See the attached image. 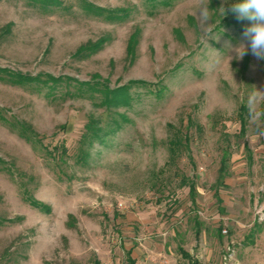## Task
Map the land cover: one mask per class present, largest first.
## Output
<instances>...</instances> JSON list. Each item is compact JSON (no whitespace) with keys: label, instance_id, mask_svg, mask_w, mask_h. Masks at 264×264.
<instances>
[{"label":"rangeland","instance_id":"1","mask_svg":"<svg viewBox=\"0 0 264 264\" xmlns=\"http://www.w3.org/2000/svg\"><path fill=\"white\" fill-rule=\"evenodd\" d=\"M58 1H0V68L38 80H0L2 114L37 134L28 142L0 120V264H125L128 250L136 264H187L182 245L200 264H226L231 251L236 264H264V244H246L264 224V60L223 23L227 0ZM86 2L127 15L108 20ZM47 75L60 79L51 92ZM105 89H125L129 104L105 105ZM91 117L103 142L79 164ZM175 133L189 148L173 160Z\"/></svg>","mask_w":264,"mask_h":264},{"label":"trees","instance_id":"2","mask_svg":"<svg viewBox=\"0 0 264 264\" xmlns=\"http://www.w3.org/2000/svg\"><path fill=\"white\" fill-rule=\"evenodd\" d=\"M31 1L32 2L37 1L43 5H56V4L60 3V1H58V0H31ZM231 2H232V0H227L224 8L225 9L229 8ZM84 7L88 12L94 13L96 16L107 14L106 19H108V20L121 19V16L127 15L126 13H123V15L118 16V15H116V12L108 11L107 9L95 6V5L90 4L88 2L85 3ZM223 23L226 25L235 27L242 35H244L245 29L251 25V22L249 20L239 19L235 13H232L230 11L224 15ZM102 43L103 42L101 40L98 43H95L94 45L92 44V46H90V45L89 46H82L78 50L77 55H80L81 53H83L85 51H90V52L95 51L96 52L99 49H101V47L103 46ZM133 53H134V46L131 44L129 49H128L129 57L132 56ZM47 76L50 79H48V81L47 80L43 81V84L45 85L46 89H49V91L51 92L54 89H56V87H57L56 84L59 83L60 79L53 78L49 75H47ZM0 80L8 81V82H14L15 84H18V85L31 84L34 82H38L37 78L30 79L28 77H25L21 73H15V72H13L9 69H6V68H0ZM76 82H78V81H76ZM39 83H41V82L39 81ZM82 84L85 85L86 83L78 82V86L82 85ZM86 85L91 87V86H97L98 83L93 84V85L90 83H87ZM78 90L82 91L83 89H81V87H79ZM96 90H99V89H96ZM124 90L125 89H116V90L105 89L104 91H101L105 96V101H104L105 105H107L109 107H119L121 105H128L131 98H130L129 93L127 91H124ZM90 91H92V90H90ZM2 111L3 110L0 109V120L1 121L6 123L7 125H9L13 131H16L22 139H24L28 142H31V143L36 142L35 137H37V134L35 133L32 125H29L25 122L11 121L10 119H8L7 117H5L2 114ZM121 119L126 120L125 117H123V116L121 117ZM240 119H241L240 121H241V124H242L243 129H244L245 122L242 120V118H240ZM97 123H99V121H96L93 117H91L89 119L88 123L86 124V127H85L86 130H85V133L83 134L82 139L80 140L78 154H76V161L79 164H85L84 162H86L87 158H89L91 155L89 153V151H86L84 149L85 145L91 146L93 144L94 140H97L101 143L103 142V139H102L103 138L102 137L103 131H100V129L97 128ZM113 125L115 128V129H113V131H116V132L118 130H120L122 127V123L119 122L118 120H113L111 126H113ZM63 128L66 131L65 125ZM188 145H189V138L187 135L182 136L181 133H175L169 141V150H170L171 158H173V160H174L176 154L181 153V148L183 147V148H186V150H187L189 148ZM64 148L65 147L62 148L63 152H65ZM224 170H225V167L223 164V166L221 167V171H224ZM190 190L192 192L194 191V184L190 185ZM23 195H24V197H23L24 201L27 202L33 209H36L42 213H47V214L51 213V207L49 205H46V204L36 200L28 190L23 191ZM181 254H182L184 259L188 260L189 264H199L187 252L182 250ZM128 264H135V262L130 260Z\"/></svg>","mask_w":264,"mask_h":264},{"label":"clouds","instance_id":"3","mask_svg":"<svg viewBox=\"0 0 264 264\" xmlns=\"http://www.w3.org/2000/svg\"><path fill=\"white\" fill-rule=\"evenodd\" d=\"M221 8L224 15L230 11L235 13L239 19H247L251 22V25L245 29L244 36L249 41L252 55L264 60V0H232L229 8ZM200 10V19L206 23L210 18L208 5L202 4ZM240 49H242L240 52L242 56L245 54V49L243 47ZM253 99H255V94ZM260 115L259 112H255L254 118Z\"/></svg>","mask_w":264,"mask_h":264},{"label":"crops","instance_id":"4","mask_svg":"<svg viewBox=\"0 0 264 264\" xmlns=\"http://www.w3.org/2000/svg\"><path fill=\"white\" fill-rule=\"evenodd\" d=\"M241 129L243 130V126L241 127ZM223 188H225V187H223ZM193 192H195V185H194V191ZM219 202H220V200H219ZM221 204H222V201H221ZM221 208H223L222 209L223 212H225L227 214H230V215L231 214L235 215V217H237L235 219H238L239 216H240L241 210L239 211V208L235 207V205H233L232 207L228 206V205H225V207H221ZM199 226H200L199 227L200 231L197 230L196 235L201 234V233H205L207 231V229L201 230V227L203 226L202 223H199ZM223 231L221 232V234L223 233ZM179 234H181V233L178 230L176 232H174V236H175V238L178 239V241H180V239H181ZM222 236L223 235H221L219 237L222 238ZM248 238H249L248 239L249 241L246 244L250 248H253L254 246L257 247V246H259V244H264V224L263 225L257 224L256 227H253L252 230L250 231V235H249ZM261 246L263 247V245H261ZM182 250L187 252L195 261H197L200 264L201 256L194 255L192 253V251H189L188 249H185L184 246L182 245V246L179 247V254H180V256L182 258H183L182 254H181ZM130 260L134 261L135 264H136V259L132 256V250H128L126 252V262H125V264H128ZM184 260H186V259H184ZM186 261H187V264H189L188 260H186Z\"/></svg>","mask_w":264,"mask_h":264},{"label":"built area","instance_id":"5","mask_svg":"<svg viewBox=\"0 0 264 264\" xmlns=\"http://www.w3.org/2000/svg\"><path fill=\"white\" fill-rule=\"evenodd\" d=\"M120 206H122V204H120ZM223 232H224V233H227L226 230H224ZM232 252H233V251H231V253H230V255H229V260H227L228 262H227L226 264H236V263L232 262V258H231V254H232ZM139 264H147V263H145V262H141V263H139Z\"/></svg>","mask_w":264,"mask_h":264}]
</instances>
